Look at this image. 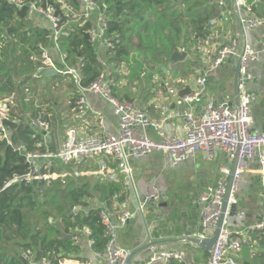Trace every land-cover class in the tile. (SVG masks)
I'll return each mask as SVG.
<instances>
[{
  "label": "built area",
  "instance_id": "obj_1",
  "mask_svg": "<svg viewBox=\"0 0 264 264\" xmlns=\"http://www.w3.org/2000/svg\"><path fill=\"white\" fill-rule=\"evenodd\" d=\"M8 1L19 9L27 7V20L33 21L38 18L41 22H46L48 26H45L52 30L51 45H54V48L59 51L60 58L56 61L49 51L50 46L45 48L40 44L43 53L41 65L37 69L39 75L45 73L49 67L57 69L55 75H66L76 86L77 109L83 110L89 105L87 93L91 92L108 102L119 120V128L116 133L79 136L75 130H70L63 144L54 149L48 142L52 127L51 121L43 111L39 110L33 119L34 123L31 122V124L33 123L36 129L42 133L41 144L46 145V150L25 151L22 146L17 147V150L25 155L31 171L24 176L15 174L11 181L21 177L31 178L43 166L50 168L59 163L66 166L72 161L93 157L99 158L100 168L105 173L108 169V156L117 162L123 172L129 174L131 160L139 159L156 150L166 152L169 156L168 165L176 167L189 159L197 150H203L209 158H214L216 152L226 154L231 160L238 158L236 181L231 194V201H234V193L238 190V180L246 161L257 159L264 171V131L254 132L252 130L254 124L252 105L259 96L250 89V84L256 79L250 66L259 61L264 52V33L261 37L260 48L246 46L244 51L240 52L235 39L214 50L208 47L204 48L202 55L208 64L205 73L195 76V84L190 89L171 88L170 92L176 96L177 108L162 120H154L141 106L117 95L115 86L118 71L113 65L101 61L104 67L96 80L88 86L81 84L80 67L69 66L67 54L60 49L59 39L65 33L70 22L64 21L61 15L57 14L55 6L49 0L42 3L35 0ZM76 1L79 3L78 14L83 21L92 22L93 16L96 15L95 23H92L90 30V38L100 54L99 44H105L108 48L113 44L104 36L107 17L95 0ZM220 2L224 1L220 0ZM256 2L257 0H237V5L240 8V21L248 29L264 28V17L258 15L253 9ZM209 23L213 24L214 20L211 19ZM231 56L240 57L238 78L240 103L238 107L230 96L217 100L207 90L208 74L219 68ZM57 64L64 67L61 68ZM170 67L171 64L165 69L171 71ZM181 83L185 84V81L181 80ZM14 96L15 94L0 100V138L6 139L10 144H12L11 130L7 128L5 120L11 118V110L15 106ZM171 116L182 119L181 132H167L166 122ZM97 117L100 124H103L104 115L98 113ZM148 127L157 130L158 139L148 135L145 131ZM231 170L230 167H223L220 182L216 185H208L195 201L197 204H201V225L208 232L214 231L217 227ZM120 181L119 178H114V182ZM262 187L264 191V175ZM160 198L161 191L156 185L151 186L145 194V202L158 201ZM113 200L115 210L102 207L100 212L108 242L103 251L95 252V256L104 259L106 264H125L131 251L118 244V232L133 217L134 212L127 208L125 201L119 200L118 193L113 196ZM253 229H264V218ZM86 232L90 233L88 229ZM89 242L92 245L94 239L90 238ZM247 245L253 247L250 234L234 233L224 226L217 241L209 250L208 264H241L239 256ZM26 255L32 256L31 250H27ZM182 258L183 254L179 251L152 247L146 264H170L172 260H182ZM32 264L53 263L48 257H45L39 261H32Z\"/></svg>",
  "mask_w": 264,
  "mask_h": 264
},
{
  "label": "trees",
  "instance_id": "obj_2",
  "mask_svg": "<svg viewBox=\"0 0 264 264\" xmlns=\"http://www.w3.org/2000/svg\"><path fill=\"white\" fill-rule=\"evenodd\" d=\"M61 1L49 0L57 14L70 22L59 39L60 49L67 54L69 66L80 67L81 84L88 86L104 67L90 38L92 22L80 18L76 0H72V5L78 10L77 14L64 15ZM95 1L107 17L104 36L113 43L108 50V58L110 63L116 64L130 56L134 31L146 22L149 13L164 17L165 12L175 9L173 3L182 1L185 8L175 17L180 21L175 40H181L185 35L187 41L198 43L211 33L209 21L218 17L222 9L220 0ZM253 9L264 16V7L258 9L254 4ZM27 13V7L19 9L8 0H0V96H16L11 118L5 120L11 130L12 144L0 138V264H32V261L45 257L53 264H62L65 259L87 261L88 258L80 254L78 233L87 234L88 229L89 238L94 239L92 250L101 252L105 249L108 238L100 212L102 207L113 209V196L117 193L119 200H125V183L107 179L93 183L84 175L77 176V179L69 175L56 177L54 174L62 165L60 163L50 168L43 166L31 178L11 181L15 174L24 176L31 171L25 155L17 147L22 146L25 151L46 150V145L41 144L42 133L24 116L29 108L26 103L29 83L40 80L34 76V71L41 65L43 50L40 44L45 48L51 46L52 30L45 24L27 20ZM170 15L174 18L173 14ZM194 53L201 56L200 48ZM57 66L64 67L61 64ZM160 71L163 73L162 69ZM52 77L56 79L58 76ZM17 99L22 107L20 110L16 109L19 107ZM94 193H98L99 205L90 202ZM40 221L43 222L40 224ZM250 236L253 247L245 246L240 263L264 264V229L253 230ZM27 250H31L32 256L26 255ZM65 264L76 263L68 260ZM170 264L187 263L174 259Z\"/></svg>",
  "mask_w": 264,
  "mask_h": 264
},
{
  "label": "crops",
  "instance_id": "obj_3",
  "mask_svg": "<svg viewBox=\"0 0 264 264\" xmlns=\"http://www.w3.org/2000/svg\"><path fill=\"white\" fill-rule=\"evenodd\" d=\"M223 1L219 16L213 19V24H210L211 33L206 39L198 42L201 59L190 61L194 73L189 77L179 72L173 75L172 71L163 69L162 74L159 72L150 77H138L134 80L128 75L130 71H127L126 62L110 63L109 48L105 44H99L101 61L117 68L115 86L117 95L120 94L121 98H128L141 106L152 119L162 120L177 108L176 96L170 92L171 88L190 89L195 84V76L204 74L207 70L208 64L202 55L204 48L214 50L234 39L238 42L240 52H243L246 46L260 48L264 28H246L240 21V8L237 0ZM255 4L258 9H261V4L264 2L257 0ZM94 16L96 20V15ZM49 51L58 61L60 53L54 45L49 47ZM237 65L238 57L231 56L219 68L210 72L208 93L217 100L230 96L235 102L234 86ZM135 69H138L137 65ZM250 69L256 76L255 81L250 84V89L259 96L252 105L254 117L252 130L261 132L264 131V52L259 61L251 64ZM68 79L65 81H70ZM181 80H184L185 84L181 83ZM70 85L74 88V100L71 106L68 105L61 109L63 116L58 122L54 125L51 123L52 127L48 137L51 148L60 147L70 130H75L79 136L116 133L119 120L112 106L98 95L89 92L87 93L89 105L83 110L77 109L75 103L78 97L77 89L72 82ZM98 113L104 115L103 124H100L98 120ZM24 117L25 120L31 121L30 116L25 114ZM181 127V118L171 116L166 122V130L169 133H179ZM145 131L150 137L159 138L155 128L148 127ZM98 159V157H93L72 161L65 167L71 168L76 165V170L81 174H101V177L90 176L93 183L98 179L114 181L115 177L125 183L124 201L134 215L119 230L118 244L130 250L131 253L139 250V253L133 257L132 264H146L152 247L179 251L183 254L182 260L187 264H208L209 251L198 247L197 242L202 238L211 237L214 231L208 232L201 225V204L195 201L208 185H216L220 182L222 168L226 166L232 169L234 160L220 152H216L214 158H209L203 150H197L178 166L170 167L168 154L156 150L144 157L131 160L129 164L131 171L128 174L123 172L110 156L107 157L108 169L104 173ZM92 164L96 166V169ZM263 175V168L257 159L246 161L238 180V190L234 193V201H232V203H237V213L227 218L226 229L234 233L250 234L254 226L264 218ZM154 185L159 187L161 198L158 201L145 202V194ZM91 199L95 201V205L100 204L98 193H94ZM89 239L86 233H81L78 239L81 246L80 254L87 257V261L65 259L62 264L68 260L76 264H106L104 259L95 256ZM241 259H243V253L239 256V261Z\"/></svg>",
  "mask_w": 264,
  "mask_h": 264
},
{
  "label": "rangeland",
  "instance_id": "obj_4",
  "mask_svg": "<svg viewBox=\"0 0 264 264\" xmlns=\"http://www.w3.org/2000/svg\"><path fill=\"white\" fill-rule=\"evenodd\" d=\"M60 1V0H59ZM264 2V0H261ZM62 2V10L64 15H72L77 14L78 10L76 7L72 5V0H63ZM175 9H172L170 12H165V18L161 17L157 14L149 13L148 19L142 25L137 26L134 31L135 40L131 46V54L127 58L126 65L128 70L129 77H133L134 80L138 77L146 78L150 77L152 74L161 73L160 69L167 68L170 64L172 65V74L175 75L179 72L181 75L190 76L193 74L194 69L191 68V60H200V56H197L194 53L195 50H198V43H194L187 41L185 35L182 36L181 40H175V36L177 31L179 30V22L175 19L180 12H183L185 8V4L176 1ZM264 7V4H261V8ZM170 14H173L172 18ZM175 22L172 26L171 23ZM33 23H39L42 25H47L46 22H41L40 19L36 18L33 20ZM92 23H95V16L92 18ZM183 34V33H182ZM179 46V47H178ZM183 46V47H182ZM185 54L186 57L183 61L176 62L174 61V56L176 53ZM122 63V62H120ZM118 63V64H120ZM135 65L138 66L139 70L135 71ZM38 69V68H37ZM55 68L49 67L45 73L40 74L38 70L34 71V76H38L40 80L36 83H29V90L27 91L26 103L29 104L28 111H26L27 116L30 117L31 122L34 123L33 119L36 116L39 110L43 111L47 118L51 120V123L54 125L58 122L60 117H62L61 109L65 106L70 105L74 100L73 95V87L70 85L71 81H65L68 77L64 74H58L55 79L52 77L53 75H46V72H50V70H54ZM57 71V69H55ZM69 80V79H68ZM11 95L0 96V100L6 99V97H11ZM119 96H121L119 94ZM125 99V98H124ZM129 100L128 98H126ZM14 102H16V96H14ZM17 104L19 107H16L17 110H20L22 107L20 106L18 99ZM32 104V105H31ZM32 123V124H33ZM54 166V165H53ZM56 166H58L56 164ZM76 165L71 168L65 167L64 165H60L54 176H63L67 177L74 176L77 179V176L84 175L85 178L91 181L90 176H100L101 174H90L76 171ZM93 168L96 169V166L92 164ZM57 168V167H56ZM92 168V169H93ZM86 172V171H83ZM80 174V175H79ZM71 178V177H70ZM93 182V181H91ZM91 204L95 205V201L90 200ZM43 221H40V224ZM81 233H78V239ZM80 264V263H77Z\"/></svg>",
  "mask_w": 264,
  "mask_h": 264
},
{
  "label": "water",
  "instance_id": "obj_5",
  "mask_svg": "<svg viewBox=\"0 0 264 264\" xmlns=\"http://www.w3.org/2000/svg\"><path fill=\"white\" fill-rule=\"evenodd\" d=\"M185 57H186V53L181 54L178 52L174 56V61H176V62L183 61L185 59ZM163 69H165V67ZM239 69H240V57H238V65H237L236 74H235V86H234V96H235V103H236L237 107L239 106V103H240V100H239V84H238ZM56 73H57V71L54 69V70H50V72L49 71L46 72V75L47 76H49L50 74L55 75ZM237 166H238V158H236L234 160V165L232 166L230 180H229V184H228V188H227V193H226L224 201H223L222 212H221V215H220L216 229L214 230L211 237L202 238V239L198 240V242H197L198 247H200L204 250L209 251L212 248V246L217 241L223 227L225 226L227 218L232 217L237 213V203H232V201H231L232 188H233V185L236 181L235 175H236ZM138 253H139V250L131 253L128 256V258L126 259L125 264H132L133 257Z\"/></svg>",
  "mask_w": 264,
  "mask_h": 264
}]
</instances>
